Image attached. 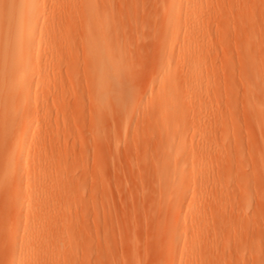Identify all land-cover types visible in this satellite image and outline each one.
Segmentation results:
<instances>
[{
	"label": "rangeland",
	"instance_id": "obj_1",
	"mask_svg": "<svg viewBox=\"0 0 264 264\" xmlns=\"http://www.w3.org/2000/svg\"><path fill=\"white\" fill-rule=\"evenodd\" d=\"M109 1L125 72L113 117L90 106L79 21L55 30L50 86H0V264H264V0H200L203 46L169 36L167 0ZM194 63L213 82L201 100Z\"/></svg>",
	"mask_w": 264,
	"mask_h": 264
},
{
	"label": "bare ground",
	"instance_id": "obj_2",
	"mask_svg": "<svg viewBox=\"0 0 264 264\" xmlns=\"http://www.w3.org/2000/svg\"><path fill=\"white\" fill-rule=\"evenodd\" d=\"M55 2L56 0H0V86L4 87L3 92L8 90L4 96L11 95L9 98L17 91L28 92L32 86H50V77L45 74L62 62L55 44V30L67 23L80 22L84 26L83 50L89 61L86 75L91 83L90 106L99 122L113 115L121 97L122 79L125 76L122 69L124 60L119 54L117 43V21L111 16V3L109 0H64L63 11L52 15L45 3ZM199 2L200 0H167L164 19L171 24L170 37L179 35L182 31L193 37L195 46L204 45L200 42L202 38H198L201 36L204 19L191 14L197 9ZM187 13L191 15H186ZM183 47L182 44L179 48ZM62 59L68 65L71 52H66ZM170 64V60H163L159 69V82L162 83L160 87L163 88L160 112L169 115V121L165 123L166 133L170 131L169 122H172L178 112V83L176 76L170 75ZM202 70L203 65L198 63L190 64L186 70L190 93L198 100H201L199 89L213 83L211 78L203 77ZM139 100L140 97L135 103ZM193 126L200 127L197 123ZM182 139L184 138H178L175 147L177 152L180 151ZM181 170L182 167L177 168V172ZM172 194L174 197L180 195L178 189Z\"/></svg>",
	"mask_w": 264,
	"mask_h": 264
}]
</instances>
